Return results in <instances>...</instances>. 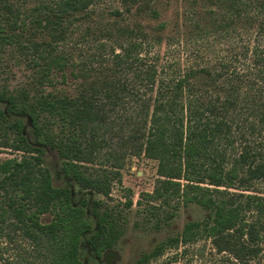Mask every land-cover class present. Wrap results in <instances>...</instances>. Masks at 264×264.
I'll list each match as a JSON object with an SVG mask.
<instances>
[{
	"label": "trees",
	"instance_id": "1",
	"mask_svg": "<svg viewBox=\"0 0 264 264\" xmlns=\"http://www.w3.org/2000/svg\"><path fill=\"white\" fill-rule=\"evenodd\" d=\"M131 1L160 18L152 0ZM185 1L183 13L157 28L169 46L186 44L185 61L153 52L129 27L90 28L83 39L95 37V47L70 44L96 0H42L24 19L5 7L0 53L8 44L30 52L39 87L0 89L10 114L29 117L34 140L22 118L0 110V239L27 242L19 264H85L81 241L94 225L87 200L75 205L72 190L54 184L44 146L57 150L82 191L105 197L129 158L155 161L145 199L157 227L181 207L207 211L135 264L198 239L237 262L264 260V0ZM23 30L43 39L25 40ZM2 149L20 155L2 158ZM101 203L94 201L99 221L89 241L112 263L119 232L108 211L96 210Z\"/></svg>",
	"mask_w": 264,
	"mask_h": 264
},
{
	"label": "rangeland",
	"instance_id": "2",
	"mask_svg": "<svg viewBox=\"0 0 264 264\" xmlns=\"http://www.w3.org/2000/svg\"><path fill=\"white\" fill-rule=\"evenodd\" d=\"M42 0H0V15L5 14V7L13 5L21 11V18L31 16L32 11L39 6ZM130 0H96L95 4L80 16V22L84 29L80 34L70 37V44L81 43L85 49L95 47L94 38L86 37L90 28L103 30L122 29L129 27L135 30V34L151 44L153 52L160 53L170 60L180 56L187 59L186 44L175 41L169 46L166 40V31H158L160 23L175 19L178 12L183 13L185 0H152V6L160 13V18L152 17L147 3L133 5ZM31 30V29H30ZM23 30L25 40L40 41L43 34L40 31ZM88 32V33H87ZM108 33V32H107ZM109 40V38H107ZM114 41V39H113ZM111 41V42H113ZM116 42L122 41H114ZM81 45H79L78 48ZM31 53L22 52L17 45L8 44L0 53V89L11 92H19L24 89L36 90V74L31 65ZM185 65H183L184 67ZM0 110L7 113L11 119L22 118L25 122V134L34 143L31 121L26 115H13L8 112V104L0 102ZM46 151V165L53 174L56 186L69 187L73 193V202L79 205L82 200H87V215L93 221L92 230L82 237L81 258L85 264H135L144 254L152 252L157 246L169 238L181 234L187 222L202 220L207 211L196 204L181 207L178 215L168 223L156 226V219H152L147 209L152 202L145 199V194L152 192L156 182V162L144 158H129L126 167L121 171L122 181H113L110 197H105L92 190H81L73 178L66 176L62 170V161L57 150L44 146ZM2 158L20 155L12 154L9 149H2ZM128 199L133 201L127 206ZM101 201L96 210L99 213L108 211L114 219L119 237L112 251L116 252V258L108 263L105 254L102 258L95 255L90 244V237L97 231L98 217L95 215L94 201ZM140 201V203H138ZM7 242V243H6ZM28 244L20 238L12 241L0 239V264H19L20 259L28 257ZM259 261L248 263L237 262L228 253H219L210 239H198L195 242L178 246H167L158 257L144 264H264Z\"/></svg>",
	"mask_w": 264,
	"mask_h": 264
}]
</instances>
